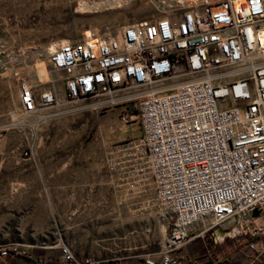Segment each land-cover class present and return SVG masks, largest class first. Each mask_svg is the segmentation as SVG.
Masks as SVG:
<instances>
[{
    "label": "built area",
    "instance_id": "built-area-1",
    "mask_svg": "<svg viewBox=\"0 0 264 264\" xmlns=\"http://www.w3.org/2000/svg\"><path fill=\"white\" fill-rule=\"evenodd\" d=\"M49 64L72 103L121 106L128 126L136 105L142 134L113 148L108 170L119 189L151 196L145 210L169 229L160 252L140 264H182L195 239L224 226L247 240L250 264L264 263V0H176L163 18L57 45ZM61 95L20 87L28 117ZM60 252L65 264H131L78 257L67 245ZM7 257L43 261L19 245L0 248Z\"/></svg>",
    "mask_w": 264,
    "mask_h": 264
},
{
    "label": "rangeland",
    "instance_id": "rangeland-1",
    "mask_svg": "<svg viewBox=\"0 0 264 264\" xmlns=\"http://www.w3.org/2000/svg\"><path fill=\"white\" fill-rule=\"evenodd\" d=\"M104 1L0 0V248L29 247L46 264H65L61 245L78 257L138 262L157 255L169 233L156 210H145L151 196L124 189L112 205L92 196V187L110 175L113 148L142 134L136 105L129 107L135 123L128 126L121 121V106L95 109L90 101L72 103L64 96L62 74L49 64L59 44L83 41L90 38L88 32L93 38L115 36L132 23L167 16L176 2L123 0L102 8ZM23 83L37 94L57 89L60 104L28 117L20 102ZM74 187L80 189L76 206L41 205L42 199L63 197L64 188L71 195ZM213 232L204 242L214 243L215 252L247 248L236 230L234 239L218 244L210 239ZM200 243L191 246L195 252ZM0 264L35 263L7 257ZM204 264L220 263L214 257Z\"/></svg>",
    "mask_w": 264,
    "mask_h": 264
},
{
    "label": "crops",
    "instance_id": "crops-1",
    "mask_svg": "<svg viewBox=\"0 0 264 264\" xmlns=\"http://www.w3.org/2000/svg\"><path fill=\"white\" fill-rule=\"evenodd\" d=\"M73 166H76V164H72ZM115 178L110 174H108L106 177H104V181L101 182L97 186H93L91 189L93 198L97 197L96 199L101 201L104 204H113L114 196H118L121 194L123 189H119L116 185ZM68 190L66 188L63 189V197H59L58 199L54 198H46L42 199L41 205L42 206H76L80 201V189L76 187L73 188V193L69 195L67 193ZM69 192V191H68ZM121 203V201L119 202ZM127 203V202H126ZM207 228L206 224L197 225L193 231H204V229ZM212 231V230H211ZM210 232V231H209ZM208 232V233H209ZM218 235V236H217ZM217 236V237H216ZM233 230L229 229L227 226L221 227L217 230H214L212 233L210 239L214 241L216 244L219 242H225L227 239H234L233 237ZM206 235L201 238L195 239L189 246H190V252L186 249L183 253V261L182 264H201V263H208L209 261L213 260L214 257L217 258V262L220 264H250L252 259L251 257L245 256V249H230L226 250L224 248H220L217 252L215 250L217 248H214V243L208 246L205 242ZM202 243L203 245L199 247L196 251L194 250L193 246L194 244L197 245L198 243ZM200 243V244H201ZM215 244V245H216ZM46 262V260H45ZM33 263V262H30ZM37 264V263H35ZM46 264V263H45ZM131 264H140L139 262H132ZM264 264V263H260Z\"/></svg>",
    "mask_w": 264,
    "mask_h": 264
},
{
    "label": "bare ground",
    "instance_id": "bare-ground-1",
    "mask_svg": "<svg viewBox=\"0 0 264 264\" xmlns=\"http://www.w3.org/2000/svg\"><path fill=\"white\" fill-rule=\"evenodd\" d=\"M128 2V1H127ZM123 3V0H105L103 3H102V8H107V7H112L114 5H121ZM88 36L90 38H93L91 37V34L88 32L87 33Z\"/></svg>",
    "mask_w": 264,
    "mask_h": 264
},
{
    "label": "trees",
    "instance_id": "trees-1",
    "mask_svg": "<svg viewBox=\"0 0 264 264\" xmlns=\"http://www.w3.org/2000/svg\"><path fill=\"white\" fill-rule=\"evenodd\" d=\"M45 260H43L42 262H37V264H45Z\"/></svg>",
    "mask_w": 264,
    "mask_h": 264
},
{
    "label": "water",
    "instance_id": "water-1",
    "mask_svg": "<svg viewBox=\"0 0 264 264\" xmlns=\"http://www.w3.org/2000/svg\"><path fill=\"white\" fill-rule=\"evenodd\" d=\"M254 214H257V212H254Z\"/></svg>",
    "mask_w": 264,
    "mask_h": 264
}]
</instances>
